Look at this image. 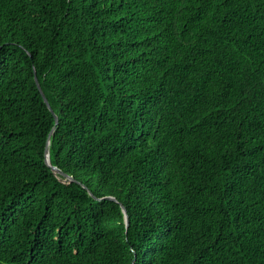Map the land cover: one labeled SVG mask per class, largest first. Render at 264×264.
<instances>
[{
	"label": "trees",
	"instance_id": "trees-1",
	"mask_svg": "<svg viewBox=\"0 0 264 264\" xmlns=\"http://www.w3.org/2000/svg\"><path fill=\"white\" fill-rule=\"evenodd\" d=\"M0 264H264V0H0Z\"/></svg>",
	"mask_w": 264,
	"mask_h": 264
},
{
	"label": "water",
	"instance_id": "water-1",
	"mask_svg": "<svg viewBox=\"0 0 264 264\" xmlns=\"http://www.w3.org/2000/svg\"><path fill=\"white\" fill-rule=\"evenodd\" d=\"M34 79H35L36 85H37V87H38V89H39V91H40V93H41V96H42V98H43L45 104H46L47 107L50 109L51 113H53V111H52L51 108H50V105H49V102H48L47 98L45 97L44 93H43L42 90H41V87H40V84H39V82H38V80H37V77L34 76ZM53 116H54L55 122H57V116H56L54 113H53ZM46 153H47L46 155H48V151H47V149H46ZM126 222H127V219H126Z\"/></svg>",
	"mask_w": 264,
	"mask_h": 264
}]
</instances>
